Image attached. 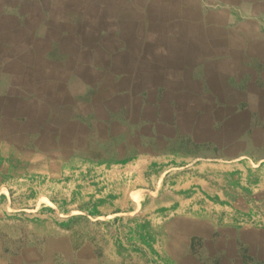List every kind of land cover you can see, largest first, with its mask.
Instances as JSON below:
<instances>
[{"label":"rangeland","instance_id":"rangeland-1","mask_svg":"<svg viewBox=\"0 0 264 264\" xmlns=\"http://www.w3.org/2000/svg\"><path fill=\"white\" fill-rule=\"evenodd\" d=\"M220 1L0 0V264H264V120L175 103Z\"/></svg>","mask_w":264,"mask_h":264},{"label":"crops","instance_id":"crops-1","mask_svg":"<svg viewBox=\"0 0 264 264\" xmlns=\"http://www.w3.org/2000/svg\"><path fill=\"white\" fill-rule=\"evenodd\" d=\"M207 10L211 12L210 17L219 20V23L209 25L208 15L203 18V26L209 27L211 33H200L201 21H198L189 27L187 34L191 38L208 37V41H216L218 37L225 43L226 50L215 56L211 54H216L221 46L204 48L203 54L198 56L190 53L191 58L199 59L192 65L189 76L196 84L191 83L184 91H175L174 94L180 95L179 99L175 98V103L181 101V107L189 108L196 118L201 113L208 118L207 125L198 119L194 124L196 127L205 129L212 128V122L219 127L221 124L222 134L233 125L247 129L264 120V48L256 50L252 45L253 42H264V0H223L207 4L205 12ZM165 34H168L167 30ZM171 34L176 37V33ZM211 58L215 59L214 66ZM195 73L200 75L198 79L194 77ZM210 115L213 117L209 118Z\"/></svg>","mask_w":264,"mask_h":264}]
</instances>
